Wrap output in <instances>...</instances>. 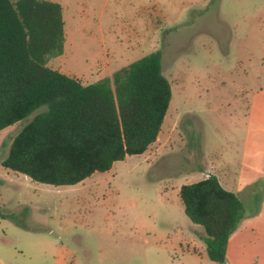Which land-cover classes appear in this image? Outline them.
Returning a JSON list of instances; mask_svg holds the SVG:
<instances>
[{"label":"rangeland","instance_id":"obj_1","mask_svg":"<svg viewBox=\"0 0 264 264\" xmlns=\"http://www.w3.org/2000/svg\"><path fill=\"white\" fill-rule=\"evenodd\" d=\"M54 1L66 43L51 67L92 83L160 50L172 99L144 154L75 185L2 165L37 112L2 130L0 206L21 224L0 217V264H217L178 190L223 162L239 166L251 99L264 88V0Z\"/></svg>","mask_w":264,"mask_h":264},{"label":"trees","instance_id":"obj_2","mask_svg":"<svg viewBox=\"0 0 264 264\" xmlns=\"http://www.w3.org/2000/svg\"><path fill=\"white\" fill-rule=\"evenodd\" d=\"M65 43L61 3L0 0V132L37 112L14 137L2 165L56 186L78 184L145 153L172 99L160 50L85 83L49 65ZM180 198L189 219L204 228L209 259L228 264L229 238L245 217L240 197L209 174L183 184ZM0 217L21 224L1 206Z\"/></svg>","mask_w":264,"mask_h":264},{"label":"crops","instance_id":"obj_3","mask_svg":"<svg viewBox=\"0 0 264 264\" xmlns=\"http://www.w3.org/2000/svg\"><path fill=\"white\" fill-rule=\"evenodd\" d=\"M104 76L110 74H99L98 79ZM240 157L234 170L230 171L223 162L213 173L225 188L240 197L244 207L245 217L228 241L227 262L264 264V88L252 96ZM178 191L180 195V188ZM192 242L198 244L193 238Z\"/></svg>","mask_w":264,"mask_h":264}]
</instances>
